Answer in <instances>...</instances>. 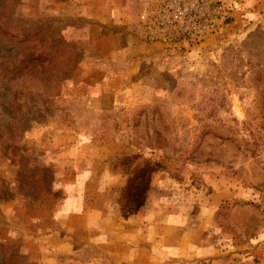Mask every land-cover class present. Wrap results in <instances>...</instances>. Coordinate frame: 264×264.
I'll list each match as a JSON object with an SVG mask.
<instances>
[{
    "label": "rangeland",
    "instance_id": "obj_1",
    "mask_svg": "<svg viewBox=\"0 0 264 264\" xmlns=\"http://www.w3.org/2000/svg\"><path fill=\"white\" fill-rule=\"evenodd\" d=\"M198 1L0 0V264H264V0Z\"/></svg>",
    "mask_w": 264,
    "mask_h": 264
},
{
    "label": "built area",
    "instance_id": "obj_2",
    "mask_svg": "<svg viewBox=\"0 0 264 264\" xmlns=\"http://www.w3.org/2000/svg\"><path fill=\"white\" fill-rule=\"evenodd\" d=\"M157 12L163 24L184 35L197 37L205 32H213L216 27L215 19L202 1L164 0Z\"/></svg>",
    "mask_w": 264,
    "mask_h": 264
}]
</instances>
